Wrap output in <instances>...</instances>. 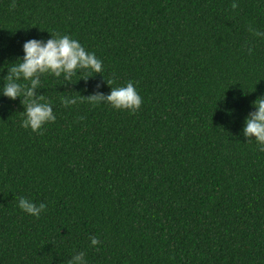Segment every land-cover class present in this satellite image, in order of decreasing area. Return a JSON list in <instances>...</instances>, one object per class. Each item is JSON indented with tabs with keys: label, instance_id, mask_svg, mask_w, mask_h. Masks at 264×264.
Segmentation results:
<instances>
[{
	"label": "trees",
	"instance_id": "trees-1",
	"mask_svg": "<svg viewBox=\"0 0 264 264\" xmlns=\"http://www.w3.org/2000/svg\"><path fill=\"white\" fill-rule=\"evenodd\" d=\"M250 28L264 32V0H0V90L28 40L68 35L103 64L40 77L56 119L38 132L27 98L0 91V264H264V152L243 131L264 99V37ZM129 81L136 111L86 99Z\"/></svg>",
	"mask_w": 264,
	"mask_h": 264
},
{
	"label": "clouds",
	"instance_id": "clouds-1",
	"mask_svg": "<svg viewBox=\"0 0 264 264\" xmlns=\"http://www.w3.org/2000/svg\"><path fill=\"white\" fill-rule=\"evenodd\" d=\"M232 9L237 5L233 3ZM250 33L254 37H264V32L250 28ZM47 42L39 40H28L23 45L24 56L18 63H14L9 69L10 75L7 77L2 90V94L12 100L24 96L28 103L25 106L24 120L22 126L30 128L33 132H38L49 122H54L56 116L52 105L43 101V96L35 97L34 89L40 85V77L48 74L54 77L68 79L74 76L81 69L87 72H103V64L94 52L88 51L81 43L68 35L52 36ZM251 53L252 49H248ZM23 81L24 83H22ZM111 83L110 81L108 84ZM89 103L109 104L114 109L136 111L141 107L142 97L138 94L133 82L129 81L121 87H111L107 96L93 95L86 98ZM75 98H64L62 103L65 106L75 104ZM256 111L246 120L244 136L254 138L259 150L264 152V99H259L255 104ZM18 207L25 213L32 216H39L45 210L43 203L37 205L25 197H19ZM91 246L98 245L97 237L90 238ZM82 255V254H81ZM77 260L81 256L76 257ZM82 264H87L82 261Z\"/></svg>",
	"mask_w": 264,
	"mask_h": 264
}]
</instances>
